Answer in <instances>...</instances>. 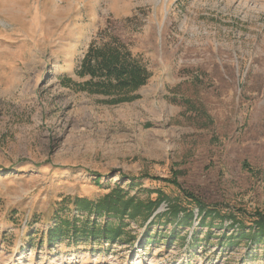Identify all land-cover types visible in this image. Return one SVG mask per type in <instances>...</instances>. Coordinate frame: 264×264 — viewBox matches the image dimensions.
Instances as JSON below:
<instances>
[{
    "label": "rangeland",
    "instance_id": "374dc122",
    "mask_svg": "<svg viewBox=\"0 0 264 264\" xmlns=\"http://www.w3.org/2000/svg\"><path fill=\"white\" fill-rule=\"evenodd\" d=\"M113 39L150 73L134 99L62 85ZM115 186L164 195L156 213L196 214L186 192L264 216V0H0V264H264V242L220 245V220L138 217L113 243L49 245L58 217L78 218L64 198Z\"/></svg>",
    "mask_w": 264,
    "mask_h": 264
},
{
    "label": "trees",
    "instance_id": "16d2710c",
    "mask_svg": "<svg viewBox=\"0 0 264 264\" xmlns=\"http://www.w3.org/2000/svg\"><path fill=\"white\" fill-rule=\"evenodd\" d=\"M75 75L88 79L78 84L64 76L60 80L62 85L64 87L73 86L78 91L89 94L115 96L117 99L112 101L113 103L131 101L135 96L129 95L144 86L150 79L147 69L115 39L101 47L90 43ZM99 178L97 176L96 183ZM125 178L134 183L135 180L143 179L145 176H126ZM151 179L157 180V178ZM162 182L178 186L175 180L166 179ZM183 194L192 199L197 209L196 214L193 209L175 203H169L165 212L156 213L160 205L167 201V197L160 195L154 201L144 202L128 196L120 186H115L96 200L79 197L64 198L61 204L71 205L78 218L76 216L69 218L64 215L58 217L54 226L47 231V242L51 245L63 240L78 243L91 239V241L103 240L105 243H113L125 235L123 232L126 226L125 219L136 221L138 217H142L146 223L150 219L158 220L162 216L175 221V226L180 228H192L196 222H198L197 227H200L206 221L212 223L214 220H220L222 226L223 223L227 224L223 226V233L219 239L220 245H227L231 248L239 245L242 240H246L247 247H257L259 243L264 242V216L262 214L255 212L249 215L236 214L232 210L225 212L216 207L205 206L191 194L186 192ZM101 218H107L108 221L100 223ZM148 235L146 231L143 237L144 242L150 239ZM193 235L194 233L190 242L193 241Z\"/></svg>",
    "mask_w": 264,
    "mask_h": 264
}]
</instances>
